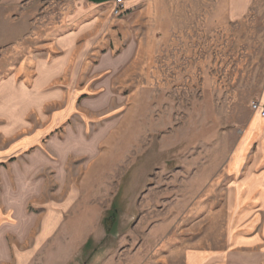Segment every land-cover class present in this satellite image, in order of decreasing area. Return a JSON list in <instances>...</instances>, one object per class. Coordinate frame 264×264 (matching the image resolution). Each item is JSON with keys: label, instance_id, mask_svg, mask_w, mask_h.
<instances>
[{"label": "rangeland", "instance_id": "obj_1", "mask_svg": "<svg viewBox=\"0 0 264 264\" xmlns=\"http://www.w3.org/2000/svg\"><path fill=\"white\" fill-rule=\"evenodd\" d=\"M123 1L0 0V197L31 196L0 202L2 264H181L205 216L191 176L225 166L260 94L264 0L231 24L233 0Z\"/></svg>", "mask_w": 264, "mask_h": 264}, {"label": "crops", "instance_id": "obj_2", "mask_svg": "<svg viewBox=\"0 0 264 264\" xmlns=\"http://www.w3.org/2000/svg\"><path fill=\"white\" fill-rule=\"evenodd\" d=\"M95 1L96 4H103L113 0ZM233 1L227 6L220 5L218 9L219 13L222 11L227 24L240 21L253 8L249 0ZM261 8L264 10V5ZM255 101L260 103V107L258 110L253 109L252 105L248 107L244 125L239 130L232 148L227 150L225 166L216 170L214 164H210L205 174L204 170L197 169L194 170L196 174L191 176L190 186L196 191L200 188L199 177L207 178L202 194L208 195H197L191 199L194 208L191 207L190 213L195 214L203 203L208 205V209L204 213L206 217H200L201 221L193 224L189 228V234L185 235L191 237V241L184 245L181 264H264V116L261 113L264 109V83L260 94L251 103ZM28 168L31 171L39 167H31L28 164ZM200 198L204 199L201 201ZM30 199L31 196L24 198V201L22 198V204H17L16 200L2 196L0 202L7 211H13L18 216L26 211ZM186 212L185 214L183 211V217L188 214V210ZM50 213L48 208L46 223L42 229V233L46 235L53 232ZM33 214L28 217L33 219ZM220 216L221 229L214 224V219L220 220ZM4 226L0 228V264L7 261L12 252L8 239L10 234L6 229L9 224L5 223ZM26 227L17 231L18 243L24 242L30 236L32 223H27ZM216 235L219 237L215 238ZM36 241L38 246V239ZM32 250L31 248L27 251ZM30 259V256L25 257L23 264Z\"/></svg>", "mask_w": 264, "mask_h": 264}, {"label": "built area", "instance_id": "obj_3", "mask_svg": "<svg viewBox=\"0 0 264 264\" xmlns=\"http://www.w3.org/2000/svg\"><path fill=\"white\" fill-rule=\"evenodd\" d=\"M122 7H124V1H123V0H116V6H115V10H116V12H119V10H120ZM259 107H260V103L257 102V101L254 102V104H253V108H254L255 110H258ZM261 113H262V115L264 116V109H262Z\"/></svg>", "mask_w": 264, "mask_h": 264}]
</instances>
